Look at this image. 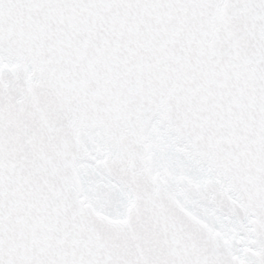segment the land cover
<instances>
[{"label": "snow or ice", "instance_id": "1", "mask_svg": "<svg viewBox=\"0 0 264 264\" xmlns=\"http://www.w3.org/2000/svg\"><path fill=\"white\" fill-rule=\"evenodd\" d=\"M0 264H264V0H0Z\"/></svg>", "mask_w": 264, "mask_h": 264}]
</instances>
